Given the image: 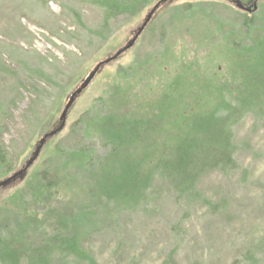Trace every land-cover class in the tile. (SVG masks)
Returning <instances> with one entry per match:
<instances>
[{
    "label": "rangeland",
    "instance_id": "rangeland-1",
    "mask_svg": "<svg viewBox=\"0 0 264 264\" xmlns=\"http://www.w3.org/2000/svg\"><path fill=\"white\" fill-rule=\"evenodd\" d=\"M161 1L122 0L115 7L116 0H0V147L6 153L0 183L23 172L36 145L60 124L72 94L127 46ZM240 1L252 11L249 0ZM263 49L264 1L255 12L228 0L162 3L135 45L77 98L64 130L47 141L25 178L0 187V264H10L11 254L12 264L33 263L39 243L32 218L52 213L71 225L68 236L49 243L50 264H236L249 254L250 264H264V103H241L250 98V85L264 82V70H257L264 68ZM255 64L257 76L248 74ZM123 80L143 85V119L160 114L146 111L147 102L166 98L177 113L190 111L182 102L192 101V113L211 98L225 101L215 109L218 118L227 121L238 110L229 124L234 166L204 175L181 199L157 177L151 198L136 207H116L102 196L81 208L67 203L86 202L79 193L88 192V183L97 186L90 174L110 147L92 125L109 114L103 99ZM256 96L264 97V88ZM57 168V183L46 182L33 197L24 191L34 175ZM62 202L67 206L60 210L55 203Z\"/></svg>",
    "mask_w": 264,
    "mask_h": 264
},
{
    "label": "trees",
    "instance_id": "trees-1",
    "mask_svg": "<svg viewBox=\"0 0 264 264\" xmlns=\"http://www.w3.org/2000/svg\"><path fill=\"white\" fill-rule=\"evenodd\" d=\"M116 2L118 4L116 3L115 7H120V4H123L122 0H116ZM260 56L264 59V49L260 52ZM256 65L258 64L249 66L246 70L247 73L257 76ZM257 70L261 73L264 68L260 67ZM139 84L135 83L133 86L127 80L117 82L109 92L107 99H103V103L107 104V107L109 105V114L95 119L92 133L103 141L104 147H110H108L109 153L105 160H96L98 162L97 172L94 175L90 174L97 186L91 188L88 183L86 184L87 188L85 187L88 192L83 195L82 190L79 193L80 197L87 198H84L86 202H83L82 198L80 204L74 200L67 202L75 208H81L88 204V200L91 201L101 196L104 201L116 205V207H136L151 198L157 177L160 181L165 180L181 199V196L185 195L188 190L195 188L204 175L216 171L221 172L234 166V164L232 165L234 162L231 144L232 132L229 124L232 123L233 120H230L236 116L238 110L229 114L225 121L218 118L215 110L223 107L224 100L211 98L208 101H199L192 113H190L194 105L192 101L190 104L182 102L185 105L184 109L190 105V111L184 110L177 113L169 103V99L166 98L159 105L155 100L147 102L146 111L150 109L154 113L157 108L160 114L159 116L153 114L150 118L143 119L138 112L147 98L143 85L139 86ZM263 88L264 82L250 85V98L242 100L241 103L252 106L262 105L264 97L252 96L259 94ZM237 103L240 102L237 101ZM231 105V107L235 106L232 103ZM254 109L260 110L261 108ZM222 111L220 110V113ZM139 145L145 149L143 156L139 153ZM74 156L81 158L79 154ZM5 160L6 153L4 148L0 147V166ZM51 171L53 170L41 171L40 179L34 175L29 181L30 186L24 191L31 192L33 197L42 191L46 182L52 185L57 183L59 175L55 171L59 174L62 171L58 168L54 169L53 174ZM37 187H39L38 192L36 191ZM31 188H33L32 191ZM26 194L28 195V193ZM22 197L26 198L23 193ZM10 200V198L7 199L5 204H10ZM67 203H55V205L62 210L66 208L63 205L67 206ZM32 219L36 223L32 232L37 235L38 253L36 257L32 258L35 259L33 263L29 261L27 263L50 264L48 260L51 254L48 249L49 243L56 236H68L71 223H66L55 213H52L50 217L43 216L41 219L36 216ZM29 239L32 237L26 235L22 242V245L26 247L25 252L31 249L32 242L29 243ZM17 244L21 245V243ZM75 246H77L76 242L70 249ZM78 255L81 260L86 261V255L83 253ZM254 258L249 254L245 258L247 261L236 264H250ZM6 260L12 264L15 258L11 254ZM91 264L94 263L91 262Z\"/></svg>",
    "mask_w": 264,
    "mask_h": 264
},
{
    "label": "water",
    "instance_id": "water-1",
    "mask_svg": "<svg viewBox=\"0 0 264 264\" xmlns=\"http://www.w3.org/2000/svg\"><path fill=\"white\" fill-rule=\"evenodd\" d=\"M264 0H249V3L252 4V11L250 9H245L244 6L242 5V2L240 0H232V3L236 5L237 9L241 11H247V12H255L257 10L258 4L263 2ZM167 2V0H163L160 2V4H157L153 10L149 13L147 16L143 26L139 28L135 35L133 36V39L125 46L122 48L120 51H118L114 56L111 58H108L107 60L103 61L102 63L98 64L96 68L89 74V76L82 82V84L79 86V88L72 94V96L69 98V101L61 115V118L59 120L60 124L51 132L48 134H45L43 139L36 145V150L35 153L32 155V158L27 162L26 166L24 167V170L22 173H19L18 175L12 176L8 181H5L3 183H0V187H5L7 186L10 181L15 180L16 178L18 179H24L26 175H23V173L27 172L30 167L34 164V162L38 159L43 147L47 143L48 140H51L53 137L57 136L59 133H61L66 125L67 121V116L70 111V109L73 107L75 101L77 98L89 87L91 82L95 79V76L101 71V69L110 64L111 62L117 61L121 56H123L125 53H127L136 43L138 38L142 35L148 24L151 22L155 14L160 8V5L162 3Z\"/></svg>",
    "mask_w": 264,
    "mask_h": 264
},
{
    "label": "flooded vegetation",
    "instance_id": "flooded-vegetation-1",
    "mask_svg": "<svg viewBox=\"0 0 264 264\" xmlns=\"http://www.w3.org/2000/svg\"><path fill=\"white\" fill-rule=\"evenodd\" d=\"M231 0H228V3H230ZM231 4V3H230Z\"/></svg>",
    "mask_w": 264,
    "mask_h": 264
}]
</instances>
